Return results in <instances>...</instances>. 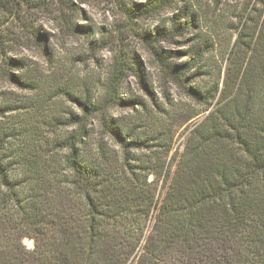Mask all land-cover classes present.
I'll return each mask as SVG.
<instances>
[{"label":"rangeland","instance_id":"rangeland-1","mask_svg":"<svg viewBox=\"0 0 264 264\" xmlns=\"http://www.w3.org/2000/svg\"><path fill=\"white\" fill-rule=\"evenodd\" d=\"M124 1L0 0V158L23 192L71 155L99 166L104 208L116 195L146 237L188 145L238 108L264 117V0Z\"/></svg>","mask_w":264,"mask_h":264},{"label":"trees","instance_id":"trees-1","mask_svg":"<svg viewBox=\"0 0 264 264\" xmlns=\"http://www.w3.org/2000/svg\"><path fill=\"white\" fill-rule=\"evenodd\" d=\"M163 3L122 8L138 17ZM247 110L188 145L146 237L140 225L138 236L120 228L116 195L104 208L99 166L71 155L68 178H35L23 192L0 158V264H264V117Z\"/></svg>","mask_w":264,"mask_h":264},{"label":"bare ground","instance_id":"bare-ground-1","mask_svg":"<svg viewBox=\"0 0 264 264\" xmlns=\"http://www.w3.org/2000/svg\"><path fill=\"white\" fill-rule=\"evenodd\" d=\"M24 242L26 244H28L29 247H33L34 246V241L32 239H29V238H25L24 239Z\"/></svg>","mask_w":264,"mask_h":264}]
</instances>
